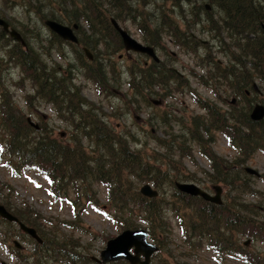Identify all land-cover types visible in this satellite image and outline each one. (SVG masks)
Wrapping results in <instances>:
<instances>
[{"label":"trees","instance_id":"obj_1","mask_svg":"<svg viewBox=\"0 0 264 264\" xmlns=\"http://www.w3.org/2000/svg\"><path fill=\"white\" fill-rule=\"evenodd\" d=\"M151 1L161 4L156 7L154 14L144 11L148 0H56L54 3L53 0H33L32 9L44 20L43 24L47 19L57 21L62 16L74 21L85 18L89 21L84 25L92 33L98 32L97 29L100 28L102 34L106 32L116 36L109 19L113 18L117 22L131 20L139 33L153 46L158 45L162 34H166L173 38L175 45L185 54L194 53L196 63L203 71L196 76L204 88L213 95L218 91L225 95L228 92V95L243 101L241 107H232L233 111L228 115L219 112L215 104L197 95L172 70L165 68V64H161L164 68L158 71L148 72L140 68L138 71L123 73V76L129 78L125 85L130 86L121 99V109L125 112L134 107V112L140 113L139 108L152 105L151 98L158 97L165 101L175 94L188 97L203 109V114L179 121H182L180 133L173 128L178 115L173 114L172 109L159 113L156 120L150 118L149 126L160 127L167 139L146 134L143 142H152L154 147H145L134 134L123 133L107 123L102 109L100 113L92 110L84 98L78 104L85 106V110L76 116L72 113L74 103L67 101L64 95L67 89L64 83H69V73L58 69L61 67L58 63L54 66L47 64L44 56L49 57L52 50L45 45L46 40L41 31L36 28L32 31L29 26H25L27 34L33 35V44L26 39L25 34L18 32L25 47L12 39L14 43L8 47L3 44L6 34L0 30V48L8 47L5 55L1 56L0 53V155L4 159V166L15 176L22 172H32L43 178L54 198L52 202L67 203L72 208L76 221L52 223L28 203L15 204L12 202L13 191L5 183L0 184V204L25 226L35 229L43 244L49 245L47 254L54 257L53 261L57 264H95L87 256L76 253L73 235L65 234L60 229L63 227L71 230V233L91 234L90 230L82 228L76 222L88 207H98L95 186L107 191L106 202L111 212L107 216L111 220H115L122 229L144 227L159 251H164L172 258H160L159 263L182 264L178 260L180 256L205 247L213 251L221 262L227 257H233L246 264H264V251L244 247L243 242L239 243L245 237L264 245V207H260L259 203H249L243 198L248 195L253 199L259 195V191L251 187V178L244 171V166L255 154L264 155V117L256 122L250 118L257 99L261 100L254 91L253 84L258 80L259 84L264 85V38L258 37L260 34L264 35L261 30L264 8L256 5L255 0H207L227 15L224 24L218 20L208 24L204 16L196 13L192 7L189 11L184 10V0ZM43 2L57 5L61 10L60 16L56 17L53 12L41 16L40 5ZM167 3L172 6L166 5ZM173 11H177L181 23L183 20L184 29L181 30L178 23H169L172 20L169 13ZM95 19L102 21L97 24L93 21ZM196 25H201L200 33L219 40L217 52L227 58V64H217L215 57H211L213 48L209 45L206 46L203 57L197 54L199 41L190 35ZM84 32L87 33L86 30ZM223 34H228V39L222 38ZM52 42L62 41L53 36ZM120 47L117 37L116 50H112V55L114 52L119 53L122 49ZM9 65L19 70L21 89L22 82L26 81L31 90L34 89V97L29 94L25 96L23 104L27 105V109H32L39 102L47 104L51 97L50 85L56 84V103L64 110L60 118L78 130L73 129L68 137L62 139L60 134H54L53 128L41 116H36L38 129L31 127L23 107L18 106L15 100L3 92L2 71L10 69ZM136 66L141 67L142 63ZM81 68L87 80L99 83L100 92L111 94V88H121L122 73L119 71L108 75L102 66L101 70H89L86 66ZM114 75L115 86L111 84ZM68 93L70 99L73 93ZM224 94L221 95L226 97ZM221 95L218 98H222ZM116 110L118 109L112 110L111 107L112 112ZM119 115L117 112L113 113L115 117ZM217 133L222 134L227 146L236 154L230 162L217 157L213 151ZM144 148L156 151L150 154ZM195 149L209 163L210 172H205L208 182L221 184L225 188V201L221 205L183 194L176 188V183L187 179L179 172L177 161L172 155H181L194 162ZM161 150L162 153H158ZM192 178L188 181H192ZM145 183L151 184L159 192L157 198L147 199L138 193L137 186ZM166 187L173 190L169 198L164 196ZM4 192L7 194L2 195ZM259 200H264V193ZM166 211L172 213L180 232L186 237L184 243L190 249L179 252V256L173 255L169 248L168 243L173 244V240H169L167 236L172 232V225ZM48 225L53 228H48ZM10 226L13 224L0 219V237L8 238ZM18 234L25 237L19 230ZM176 248L179 246L174 243L173 249ZM14 256H17L19 264H42V257L39 255V260H36L38 256L32 252L27 256L22 253ZM155 256L160 255L157 252ZM110 264L127 263L119 261Z\"/></svg>","mask_w":264,"mask_h":264},{"label":"rangeland","instance_id":"obj_2","mask_svg":"<svg viewBox=\"0 0 264 264\" xmlns=\"http://www.w3.org/2000/svg\"><path fill=\"white\" fill-rule=\"evenodd\" d=\"M56 0H53V3ZM146 6L144 7V11L148 14H154L156 13V7L160 6L161 4L159 2H154L151 0H148ZM195 0H184L183 2V8L184 10L189 11V8L192 7L191 3ZM9 2L11 4H9ZM15 3L11 2V0H0V18L5 20L9 23L11 28H14L17 32H19L21 35L25 34L26 39L30 41L33 44V35L27 34L25 30V26H29V29L33 31V29H37L42 32L45 41V45L49 46V42L47 41L49 39L50 32L48 29L44 26L43 21L40 17L33 12V0H14ZM50 3L47 4V2H43L40 5V15L44 16L47 15L50 12H53L56 17L60 16L61 10L57 5ZM166 5L172 6L171 3H167ZM171 15V19L180 18V16L177 15V11H173L172 13H169ZM49 18V17H48ZM151 18V17H150ZM203 16L201 17V19ZM183 19V18H182ZM189 19V17L187 18ZM178 22V21H177ZM125 30L129 32L130 35L138 39L141 35L139 31L136 30L137 26L133 25L131 20H126L121 22L120 24ZM181 30L185 27L183 26V20L182 23H179ZM201 26V25H199ZM199 26H194L190 33H192L197 41H199L200 47L197 52V54L201 55L203 57L206 54V46H211L213 44L212 39L209 35H205L200 33ZM84 28V27H83ZM86 28H84V31ZM139 40V39H138ZM172 40V43L169 44V41ZM13 41L6 35L4 39V45H8V47L13 45ZM2 44V45H3ZM163 45V48H162ZM2 47V46H1ZM8 47H2L0 48L1 56L5 55L6 50ZM158 48L161 50V54L166 55V51L169 53H176L179 55V60L182 65H184L187 69L192 70L195 74H201L203 71L200 70V66L196 63V58H194V53H188L185 54L183 50L176 46L174 43L173 38H169V36L165 37L164 39L159 41ZM121 53V52H119ZM117 53V54H119ZM160 54V53H159ZM60 55H62V52L59 50L51 51V55L44 56V59H46V62L48 65H51L52 63H60ZM130 57L132 59H136V56L131 54ZM214 57V56H213ZM116 69L122 73V77L120 79V82L122 83L120 89H115L114 94L108 98V100H103L105 103L101 105L103 113H105L106 120L110 125H113L114 128L118 129L119 131L123 133H129L134 134L136 138L140 139V142H143L144 135L146 134H155L157 138L160 139H167L165 135L162 133V129L157 125L154 127L149 126L148 120L151 119H158L157 115L161 113L162 111H166L167 109H172V113L178 115V119H175L176 121L175 128L176 132L181 131L182 128V121H186L190 119L192 116L203 114L201 110L198 109L196 103L189 99L188 97H183L178 94L173 95V97H169L167 100L162 101L160 106L155 107L153 105L145 106V110L143 114L134 112L133 109L128 110L127 112L123 111V104L121 103V99L123 98L125 91L127 89V86L125 85L128 79L123 76V73H127L126 69L129 63L127 62V59H123V61H119L118 58L112 57ZM125 58V57H124ZM198 59V57H197ZM218 59H222V56H218ZM200 60V59H198ZM179 64V63H178ZM179 64V65H181ZM177 66V65H176ZM5 71H2V81H3V92H6L13 100L16 101L18 106L23 107V110L27 117H30L34 123H38V119L36 118V114L39 116L44 115L47 117L49 115V110L47 109V104L44 102H39L37 104H34V107L32 109H27V105H24V99L26 94H29L30 96L35 95L33 93L34 89L31 90L30 84L26 82H22L23 89H21L20 86V78L21 74L18 69L11 68L10 65ZM178 68V66H177ZM182 72V71H181ZM184 73V72H182ZM188 73V72H187ZM186 73V74H187ZM82 72H78L76 74L77 80L74 81V83L78 86L84 87V94L83 98L86 101H93L95 98L94 94V86L92 83H90L84 76L82 77ZM68 79V76H67ZM194 82V80H193ZM67 83V82H66ZM257 83V82H256ZM259 86V90L261 91L260 94L257 96L263 100L264 98V85L263 84H256ZM202 86V85H201ZM199 85H195L192 83V86H190L192 89L195 90L196 94L199 95L203 99H207L211 104H215L214 106L216 109H218L220 112H224L226 114L231 113L232 106L231 101L235 100L234 105L235 107L239 108L243 104V101H239V99L228 95V92L226 93L227 100L229 101L228 104H230V107H227L226 104L224 108L219 106L217 104V101H214V96L207 88L201 87ZM261 87V89H260ZM226 91V90H225ZM223 94V93H221ZM219 94V95H221ZM260 95V96H259ZM225 96V95H224ZM154 99H158L155 97ZM111 103V106H110ZM256 103H260V100H257ZM264 104V103H261ZM120 105V108L118 107ZM113 109H118L116 111H111ZM122 108V109H121ZM220 108V109H219ZM36 109V110H35ZM38 110V111H37ZM117 112L120 115L115 117L113 116V113ZM139 117L138 120H135V117ZM49 117V116H48ZM182 120L180 123L179 121ZM47 121V118L44 120ZM48 125L53 128L54 134L58 135L62 132H65V129L63 128V122L58 121H47ZM65 137H63L64 139ZM215 144L213 145V151L216 153L217 157L223 158L224 160L230 162L232 161L236 154L235 152L227 146L226 140L224 137H222V134L217 133L215 135ZM150 143V144H149ZM143 142V146L145 147H154V144L152 142ZM139 148V147H138ZM146 148H144L145 150ZM150 154L155 153V150L146 149ZM158 153H162V150ZM174 153V152H173ZM1 154V150H0ZM194 162H192L188 158H182L181 155H172V158H174L177 161V168L181 174H184L185 179H189L195 176L193 179V183L198 185L199 187L206 188L208 190H211L210 188L214 185H219L223 187L221 184H210L208 182V178L205 175V172H210V166L208 165V161H206L203 157L200 156L199 151L195 149L194 153ZM159 166V165H158ZM250 167L257 171L260 176L257 178H252V176H249L251 178L250 185L257 191H259V195L257 198H251L248 195H244L243 198L245 201L249 203L254 204H260V207H264V200H259L262 197V193H264V156L263 154H255V156L250 159L246 163L244 167ZM192 176V177H191ZM5 183L7 186H9L12 191L14 198L12 202L19 205L22 203H28L32 208L38 210L42 216L48 218L52 223H56L57 221H66V222H74L76 221L73 211L71 207L66 203H54L52 202V197L48 193L49 192V186L46 181H44L43 178L35 175L34 173L29 172H22L19 173V175H14L12 171L7 169L4 166V159L0 155V184ZM142 184H139L137 186V189ZM224 188V187H223ZM225 189V188H224ZM222 193L221 199L225 201L224 199V191ZM94 191L96 192V198L98 200V207H88L86 211H84L80 217V219L76 222L77 225L84 227L87 230H90L91 234H80L78 232L71 233V230H67L66 228H60L63 233L68 235H73V244L77 247V252L79 255L87 256L90 260V257H99V253L101 250L105 248L106 242L117 236L123 229L117 224L115 220H111L110 217L107 216V213L111 212L108 209L107 202H106V195L107 191L101 187L95 186ZM213 192V191H211ZM7 192L2 193V195H6ZM173 194V190L170 187H166V192L164 196L166 198H169L170 195ZM161 197V194H160ZM110 207V206H109ZM166 215L170 218V222L172 225V232L167 236L169 240H173V244H177L179 248L173 249V244H169V248L172 249V254L175 256H179V252H184L185 250L190 249L186 246L184 241H186L185 235H182L180 232L177 222L175 218H173L172 213L166 211ZM258 220H261V218H257ZM48 228L51 226H47ZM46 228V230L51 229ZM8 238L4 239L0 237V261L7 262L8 264H13L14 261L9 256L11 248L12 247V241L17 240L19 244L23 247L25 251H28L30 255L31 249H30V239L27 237H22L18 234V229L15 226H11L9 228V231L7 232ZM11 237V238H9ZM247 239L245 237L241 238L239 240L240 242H245ZM2 242H5L1 244ZM8 242V244H7ZM34 243V242H33ZM10 247H9V246ZM86 247V249H85ZM250 248L259 249L264 251V245H262L259 241H254L251 239V243L249 244ZM12 252V251H11ZM158 254L160 256H154L152 257L153 264H162L159 263L160 258H166L168 260H172V258L168 257L166 253L162 250L158 251ZM179 262L182 264H246L241 259H236L233 257H227L223 262H221L219 259L216 258L215 253L205 247L198 249L196 251H191V254L189 255H182L178 258ZM91 261V260H90ZM92 262V261H91Z\"/></svg>","mask_w":264,"mask_h":264},{"label":"flooded vegetation","instance_id":"obj_3","mask_svg":"<svg viewBox=\"0 0 264 264\" xmlns=\"http://www.w3.org/2000/svg\"><path fill=\"white\" fill-rule=\"evenodd\" d=\"M16 1H19V0H16ZM11 2L15 3L14 0H11ZM9 4H11V3L9 2ZM255 4L258 5L259 7H261V9L264 8L263 7L264 6V0H255ZM191 6H192V9H194V11L196 13L204 16L205 21L208 24L215 23V22H217V20L220 21L221 24H224V22L227 18V15L223 11L221 13L219 11V9L215 8V6L213 4H210L207 0H195L194 2L191 3ZM61 14L64 15L63 13H61ZM205 15H207L208 17ZM62 17L63 18H60V19H57V21L56 20H54V21L59 23V24H62L64 26H68L69 28H71L75 37H76L77 42H69V41H64L61 39L60 40L62 42H59V43L52 42L53 36H57V35L55 33L51 32L49 29L48 30H49L50 34H49L48 40L50 41L49 46H50L52 51L59 50L60 52H62V55H60V63H59L61 65V67L57 66V68L59 67L58 69H60L61 71H67L69 73V77H70V80L68 81L69 83H64L65 88L67 87L64 95L66 96L67 101L71 100L72 103H74L71 111L75 116L78 115L79 112H83L85 110V106H80L78 104V102H80L81 99L83 98L84 87L83 86L80 87L74 83V81L77 80L76 74L78 72L83 71L81 66L82 67L86 66L89 70H92L93 68L97 69V70H99V69L101 70V66H102V68L106 71V73H108V75H110V73L112 74L113 72H114V74H116V72H118V70L115 67V64H114L112 57L118 58L119 61H123L124 57H125V59H127V62L129 63V65L127 66V69H126L127 73L133 72L132 70H137V69L139 70L140 68L146 69V71H148V72L156 71V70L158 71L160 68H164L161 66V64H165V65H167L165 68L172 70L179 78H181L185 82V84L192 86V83H194L195 85L201 86L200 81L197 78V76L200 74H195L192 70H189L184 65H182L180 60L178 59L179 58L178 54L169 53L166 51V55L162 56L161 50H159L158 45H156V46L151 45L146 40V37H144L142 35H139L140 37L138 38L139 39L138 40L129 34L140 44L153 48V50L155 51V54L158 58V61L153 60L151 57L147 56L146 54L138 53V52H134V51H130V50H125L119 34L115 31V29L113 28V26L111 24L110 20L113 18L109 19V22H110L109 24L111 25L112 29L117 33V36L113 33H106V32H104L102 34L100 28L97 29L98 32L92 33L90 31V29L84 25V24H86L87 21H89L88 19L81 18L78 21H74L73 19L65 18V16H62ZM209 17H211L212 19L209 20L208 19ZM93 21L97 24L98 23L100 24V22L102 20L95 19ZM180 21H181L180 18H176V19H172L171 21H169V23H178L179 24V23H181ZM117 23L123 30H125L120 25L121 24L120 21H118ZM73 25H76V28H74ZM263 25L264 24L261 25L262 31H264V29L262 28ZM196 26H198V25H196ZM83 27L86 28L87 33L84 32ZM136 30H137V28H136ZM125 31H127V30H125ZM127 33H129V32L127 31ZM190 35L192 38H195V36L192 33ZM164 36L167 37L166 34H162L161 40L164 39ZM227 36H228V34H227ZM227 36H226V34H223L222 38L228 39ZM117 37L119 39V42L121 43V47H120V48H122V49H120L121 53L117 54V52H114L112 55V50L113 51L116 50V38ZM258 37L264 38V35L260 34ZM211 39L213 42V44L211 45V47L213 48V51L211 53V57L212 56L215 57V61L217 62V64H221V63L227 64V58L223 57L221 53L217 52V51H219V48H218L219 43L217 42L219 40H217V38H211ZM171 43H172V40L169 41V44H171ZM162 48H163V45H162ZM86 50L88 51L89 57L86 54ZM131 54L135 55L136 59H132L130 57ZM219 55L222 56L221 60L218 59ZM140 63H142V66L137 67L136 65H138ZM178 63L181 65H179ZM155 64H159V65H155ZM54 65H55V63L53 64V66ZM176 65L178 66V68ZM181 71L184 73H182ZM82 77H83V75H82ZM114 80H116V75H114L113 80L111 82V84L115 86ZM193 80H194V82H193ZM88 81L90 83H92V85L94 86L93 88H94L95 98L93 99V101H87V102L89 104V107L92 110L100 113V111L102 109L101 105L103 103H105L103 100H108V98H110L114 94L115 87L111 88V94H106V92H100L99 91V87H100L98 85L99 83H95L91 79H88ZM256 82L253 84V88H254V91L256 92V94L258 95V94H260L261 91L258 88L259 86L256 85V84H258L259 81L257 80ZM155 87H156V89L158 88V86H155ZM56 88H57L56 84L50 85L51 97H50V100H48V102H47V109L49 110V115H48L49 117L48 116L45 117L44 115H42V119L45 120L47 118V121L52 120V121L63 122L64 124L62 126L65 129V132L60 133V137L63 139V137H65V138L68 137L71 134V132L73 131V129L78 130V128H74V125L72 127L69 126L63 119L60 118L61 114H64L63 113L64 110H61V106L56 103V97H55L56 96V92H55ZM70 88H71V90H70ZM127 88H130L129 84L127 85ZM221 88L226 89V88H224V86H221ZM218 89H220V87ZM53 92H55V93H53ZM68 92L73 93L70 99H69V93ZM77 94H78V96H77ZM219 94H221V91H218L217 94L215 93L213 95L214 101H217V104L220 107L222 106L224 108L225 104L227 107H230V104H228L229 101L227 100V98L223 97L222 95H221L222 98H218V97H220V96H218ZM154 98H151V99H154ZM220 99H222L223 102H221ZM233 102H235V100L231 101V105H233L232 107L237 108V107H235ZM261 103H264L262 99L260 100L259 104H261ZM110 106H111V103H110ZM197 107H198V105H197ZM131 109H134V107H132ZM198 109L203 112L202 108L198 107ZM139 110H140V114H143L145 108L141 107V108H139ZM221 113H224V112H221ZM66 115H68V114H66ZM226 115H228V114H226ZM36 116H39V115L36 114ZM105 120H106V116H105ZM106 122L108 123L107 120H106ZM182 182L183 183H193V180L192 181L186 180V181H182ZM200 188L208 194H211V195L214 194L213 192H211V191H213V186L211 187L212 189L210 188L211 190L203 188L202 186ZM222 192H223V190H222ZM221 195H222V193H221ZM13 226L17 227L15 224H13ZM3 243H5V242H2L1 244H3ZM7 244H8V242H7ZM48 246L49 245L46 243L43 244V241L41 243L31 242L30 243V249H31L30 252H32V254L34 253L35 255L38 256V258H36V260H39V255H40L42 257L40 259L42 264H57L56 262L53 261L54 257L49 256V254H47ZM39 250H41L40 254H39ZM11 251L13 252L14 255L22 253L23 256H27L29 254V252L25 251L23 248L20 250H16V251H15V249L14 250L11 249ZM14 255H12V254L9 255L11 257V259L14 261L13 264H19V262L16 260L17 256H14ZM0 264H8V263L4 262V261H0Z\"/></svg>","mask_w":264,"mask_h":264},{"label":"water","instance_id":"obj_4","mask_svg":"<svg viewBox=\"0 0 264 264\" xmlns=\"http://www.w3.org/2000/svg\"><path fill=\"white\" fill-rule=\"evenodd\" d=\"M110 21L115 31L119 34L125 50L143 53L151 57L153 60L158 61L153 48L144 46L134 40L125 30H123L118 25V23L114 19H111ZM44 25L51 32L55 33L60 39L69 42H77L72 29L68 26L59 24L54 20H46L44 22ZM73 26L74 28H76V25ZM0 28L4 33L8 34L9 38L14 42L20 43L22 46H25V42L22 39L21 35L15 29H10L8 23L1 18ZM262 28L264 29V25L262 26ZM86 54L89 57L87 50ZM152 104L158 106L161 104V101L152 100ZM263 117L264 106L256 104L250 112V118L256 122L260 121ZM27 122L34 129H38V126L34 124L30 118H27ZM244 170L250 175L259 176V173L252 168L245 167ZM176 188L184 194L200 197L206 202L214 203L217 205L221 204V188L218 186L213 187L214 195L206 193L197 185L192 183H176ZM139 192L141 195L148 198H154L157 196V192L153 190L148 184L141 186ZM0 218L8 222L16 223L22 233L29 236L36 242L41 243V239L38 237L36 231L33 228L25 226L16 217L11 215L1 204ZM248 244L249 242L247 241L245 245ZM14 246L18 249L21 248L19 243L16 241H14ZM157 250L158 249L156 246L148 242L147 233L144 230H125L115 238L108 240L106 242L105 248L100 252L99 259L93 258V260H95V262L97 263H108L111 261L126 260L129 262V264H150V256ZM141 256L143 257L142 260L140 259Z\"/></svg>","mask_w":264,"mask_h":264}]
</instances>
